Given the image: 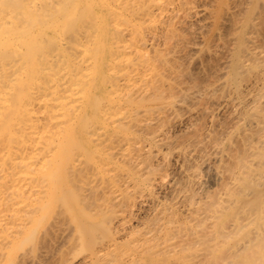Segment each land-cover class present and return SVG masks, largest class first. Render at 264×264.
<instances>
[{"label": "bare ground", "instance_id": "6f19581e", "mask_svg": "<svg viewBox=\"0 0 264 264\" xmlns=\"http://www.w3.org/2000/svg\"><path fill=\"white\" fill-rule=\"evenodd\" d=\"M205 1L0 0V264L55 209L74 230L107 234L89 264H264V38L252 10L236 25L233 73L254 71L256 87L202 159L217 186L197 165L179 206L156 205L124 249L115 239L138 193L151 194L155 174L142 176L158 140L140 133L164 114L176 28L209 15ZM236 4L219 0L216 20Z\"/></svg>", "mask_w": 264, "mask_h": 264}, {"label": "rangeland", "instance_id": "374dc122", "mask_svg": "<svg viewBox=\"0 0 264 264\" xmlns=\"http://www.w3.org/2000/svg\"><path fill=\"white\" fill-rule=\"evenodd\" d=\"M218 2L219 0H206L204 2L206 7L203 5L199 6V8H207L210 11L209 15H201L198 21L192 23V26L189 23L186 26H178L176 28L177 36L175 40H177V44L174 50L177 52H175V57L171 58L168 63L166 77L172 82V86L166 88L163 92L165 97V101L162 104L165 107L164 114L159 121L152 122L150 129L140 133L145 137L155 135L158 140V147L152 150L150 161L146 162L150 170H147L142 176L146 178L155 174L154 178L151 176L153 178L152 190L150 195L146 193L140 194V196L142 195L141 197L138 193L137 199H134V205L125 213L126 218L122 222L124 226H121L123 231L120 229L119 235H115L116 242L119 246L122 244L123 249L126 247L128 234L144 228V225L153 216L156 205L158 207L162 203L180 205L182 192L188 189L190 185H188L189 181H187L188 177V180H190L188 170L190 172L197 165L198 167L202 165L199 169L206 186L209 185L210 188H213L214 185L215 188L216 184H214L213 179L211 180V171L207 167V163H202V161L204 162L202 159L213 158L211 157L213 155L210 154L212 151L206 154L214 145L209 144L212 137L215 139L217 135V137L228 136V133L230 134L234 131L235 123L241 118L239 111H241L242 107L240 106V109L234 107L233 104L237 103L236 97L240 96L241 99L239 98V100H247L244 102V105H247L250 99L249 92L256 87L254 71L239 68L236 73H233L236 64L234 62L237 47L236 33L240 30L237 29L236 25L240 23L241 19H244L248 11L252 10L256 14L254 15V18H256L254 21L257 24V28L260 29H258L259 37L262 38L263 36L264 38V9L262 8L263 5H261L264 0H236L235 14L232 17L229 15L231 18L223 15L218 19L219 21L215 18L217 17L215 11ZM245 30L247 31V28ZM219 44L222 45L219 46ZM217 47H220V49ZM223 47L225 50H222ZM211 48L217 51L216 54H210L209 50ZM239 73L243 74L240 75ZM243 76H245V79ZM240 78L243 80H240ZM230 123L234 126L232 127ZM229 125L232 129L231 131L229 130ZM222 130L223 132H220ZM208 135L209 139L207 138ZM200 140L204 146L199 145L201 143ZM205 147L208 148L206 149ZM203 150H205V153ZM204 155L207 156L204 157ZM128 185H130L128 190L131 191V184ZM133 188L132 191L135 190ZM199 190L197 187V192ZM200 191L198 193H201ZM84 202H82V207L86 205ZM90 209L92 208L89 207L88 209L87 207L86 210L89 212ZM56 210L57 212L54 213L52 219L40 229L36 238L16 246L11 252L12 254L9 253L8 259L10 263L7 260L6 264L90 263L88 260L90 258L89 254L96 250L100 251L101 246L102 248L105 246L104 242L108 240L107 236L105 237L107 234L103 233V230L101 231L99 227L97 228L99 233L98 231L96 232V229L92 232L88 229L89 232H86L88 231V225L86 226V231L74 230L73 224L69 223L71 221L70 218L67 215V217L63 216L61 210ZM61 215L62 217H59ZM112 222L116 223H112L114 231V226L119 225V223H117V220ZM101 252L103 253V251ZM101 252L99 253L102 255ZM107 255L109 254L99 256L101 258H98L95 263L103 264L102 262L107 259L109 261L108 257L110 256L107 257ZM103 256H106L105 260L102 258ZM99 259H103V261H99ZM107 261L104 264H108Z\"/></svg>", "mask_w": 264, "mask_h": 264}]
</instances>
